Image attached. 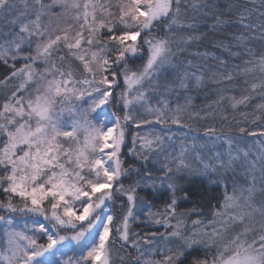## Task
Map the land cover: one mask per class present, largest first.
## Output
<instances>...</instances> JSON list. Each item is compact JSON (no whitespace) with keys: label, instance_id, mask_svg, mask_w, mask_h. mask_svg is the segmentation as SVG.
<instances>
[{"label":"snow or ice","instance_id":"obj_1","mask_svg":"<svg viewBox=\"0 0 264 264\" xmlns=\"http://www.w3.org/2000/svg\"><path fill=\"white\" fill-rule=\"evenodd\" d=\"M260 4L264 6V0ZM34 5V18L27 13L13 17V0H0V21L13 28L12 38L0 44V60L24 61L18 68L13 63L10 75L0 79V89L6 90L0 93V194L4 196L0 211L8 213L0 215V264H112L108 244L113 231L117 239L130 243L138 252L143 244L141 255L160 257L145 259L144 264H264V205L253 203L257 190L254 173L247 196L243 190L236 195L235 185H231L229 194L230 185L224 184L223 202L212 218L207 222L193 219L190 227L177 214L175 198L177 190L183 191L178 189L177 181L196 172L188 160V147L182 144L177 155H166L168 162L158 169L163 175L143 177V187L139 182L127 188L120 183L129 171L120 159L126 129L146 126L154 130L162 126L160 133L149 131L142 137L128 133L133 144L130 151L146 163L150 156L159 157L167 151L165 140L170 141L172 136L161 133H170L171 126L181 125L185 117L211 119L213 110L225 102L238 112L251 103L254 92L264 101V54L245 61L250 67L235 66L237 75L259 72L255 81H244V94L237 97L225 94L233 91L231 88L219 90L217 101L202 110L201 116L200 112H188L190 96H178L175 106L165 97L176 94L174 86L185 93L190 87L199 88L203 75L186 70L171 83L159 82V70L184 54L176 33L197 27L181 22V0H53L51 5L34 0ZM53 6L61 11L53 13ZM189 6L194 10L206 7L195 0L184 7ZM232 8L238 9L234 26L249 33L233 35L232 39L240 42L236 46H246L249 40L264 41V11L253 22V9L230 5L229 11ZM45 17L49 18L47 23ZM213 19V27L229 23L220 16ZM195 39L189 35L182 41ZM246 54H252V49L247 48ZM231 55L239 57L240 53ZM212 58L220 59L214 55ZM130 59L142 61L138 70L128 66ZM185 63L195 67L191 61H180L181 65ZM214 75L220 77L217 83L231 84L236 78L232 72ZM160 88L163 92L159 93L158 105L149 104L144 109L152 120L131 114L133 108L147 103L150 92ZM181 98L185 103L179 102ZM117 103L121 115L114 110ZM228 108L221 110L224 120ZM65 112L70 114V121L63 119ZM242 115L247 119L248 113ZM252 116L253 122L264 119V103L256 105ZM204 133L213 142L224 135L215 125L205 128ZM259 135L264 137V131ZM224 142L228 145V160L224 161L220 152L215 153L216 167L203 162L196 144L189 146L203 174L217 175V167L229 168L241 155L247 159V151L233 153L232 137H224ZM250 164L255 169V161ZM260 180L264 181V168ZM138 189L171 193L162 211L149 212L150 217H162L153 223L171 231L159 236L152 233L147 239L139 233L130 237L129 218L136 219L133 208L137 199H145L138 196ZM122 196L127 203L120 207L127 211L114 216V206ZM188 197L189 193L184 192V199ZM18 212L28 215L31 226L25 223L20 230L19 221L12 218ZM192 215L201 213L194 211ZM170 219L176 223L170 224ZM230 232L231 238L225 243ZM165 235L169 243L161 250L155 241Z\"/></svg>","mask_w":264,"mask_h":264},{"label":"trees","instance_id":"obj_2","mask_svg":"<svg viewBox=\"0 0 264 264\" xmlns=\"http://www.w3.org/2000/svg\"><path fill=\"white\" fill-rule=\"evenodd\" d=\"M16 8L13 12V17L20 13L31 14L34 10V0H13ZM193 0H181L182 6V23H195L197 27L190 32H177L176 39L180 44V47L184 49V54L180 56L179 60L173 59L170 65H166L165 68L159 70L161 72V77L159 82L161 85L165 83H171L178 76H182L187 70L189 72L196 71L198 75H203L204 80L199 88L190 87V90L185 93L178 86H174L175 95H168L165 98L169 100L171 106H175L178 96L188 95L192 98L191 107L188 109L189 113L200 112L203 116L204 112L202 110H207L208 106L213 104L218 99L217 92L221 89H233L230 93L239 97L244 94V89L246 87L244 81L249 82L255 81L259 77V72L255 74H248L243 76L242 74L237 75L236 67L243 69L245 66V61H251L254 57H259L264 54V41L259 39L249 40L247 45H241L237 47L240 42L232 39L233 35H240L241 33L248 35V31L242 28L235 27V22L237 21L238 9L232 8L229 11L230 5H242L246 8L253 9L255 14L253 17V22L258 21V13L264 11V6H261L260 0H195L206 7L200 8L198 10L192 9L190 6L185 8V5H190ZM19 14V13H18ZM214 16H220L222 19L229 21V23L222 27H213L216 24V20L213 19ZM13 31L11 25L0 21V44H3L6 40L11 39L10 33ZM195 36L196 39L191 42H183L182 38L185 36ZM257 37L259 36V31L254 33ZM247 48L252 49V54H246ZM240 53L239 57L231 55V53ZM63 54V53H62ZM216 56L220 59H213ZM180 61H191L195 67L189 68L187 64H180ZM220 61H226V63L221 64ZM15 63L16 67H20L24 61L19 60V62L13 61L12 59H7V63L4 60H0V79L5 76L10 75L11 65ZM142 61L139 59H130L128 61V66L132 70H138ZM197 68L199 71H197ZM166 72V73H165ZM227 73L232 72L236 78L231 84L227 83H217L219 80V75H214V73ZM124 86L122 85V88ZM122 89H118L117 92ZM6 90L0 89V93ZM163 92V88L157 90L156 93H149L146 96L147 103L144 106H137L132 109L131 114L134 116L146 117L152 120L153 117L145 112V108L150 104L156 107L159 103V93ZM253 99L247 107H241L238 112H233L228 108L227 102L220 104L216 107L214 115L211 119H192L190 117H185L182 120L181 125L171 126L170 133H161L162 135H171L174 141L177 154L180 152L181 145L188 147L189 154L188 160L192 164L196 172L187 176L184 180H178V189L182 188L183 191L177 190L175 198L177 200V214L185 222V225L190 227L191 221L193 219H201L207 222V220L212 218V213L220 207L223 202V192L224 184L230 185L228 188V193L232 194L231 185L236 187V195H240L241 190H243V195L247 196V189L251 187L250 184L251 176L253 173L256 176L255 188L257 189L254 193L253 203L256 206L264 205V181L260 180L261 169L264 168V137L260 136L259 133L264 131V119L256 120L253 122L252 113L256 111V105L259 103H264L257 93H251ZM2 99V96H0ZM181 104L185 101L181 98L179 100ZM114 110L118 115L120 113L119 103L113 106ZM228 108L226 113L227 120L221 118V110ZM243 113H248L247 119L242 115ZM259 115V113H257ZM215 125L218 133H223L221 140L211 141L205 138L204 129ZM161 127L159 133L161 132ZM246 129L245 132H240V129ZM149 129L146 126H141L136 128L135 126L126 129V137L131 139L128 133H143L147 132ZM257 133V135L252 136L251 133ZM224 137H232L233 153L238 150H244L248 152V157L245 159L242 155L238 161H234L233 165L229 168H219L217 167V175H212L211 173L205 175L199 161L195 160L193 157L192 149L189 147L192 144H196V152L202 157L204 163L211 164L216 167L218 162L214 161L215 153L220 152L223 156L224 161L228 160L227 151L228 145L224 142ZM0 139H3L0 137ZM130 144V143H129ZM127 144L121 147L120 159L122 162V167L129 169L126 176H122L120 183H122L125 188L130 185L139 182L143 187L145 181L143 177L151 174L152 177L162 176V171L158 169L161 168L162 163L165 162L164 153L159 157L150 156L149 161L142 163L138 157H135L130 151V145ZM165 147V146H164ZM138 150V149H137ZM136 150V151H137ZM139 151V150H138ZM192 155V157H191ZM250 161H255V169L252 168ZM171 166V164H169ZM171 182V181H169ZM159 184V181H156ZM138 196L144 197L142 201L137 199L136 205L133 208V215L136 217L135 220L129 218V234L130 237L134 233H139L142 238H151L152 233H156L157 236L160 234H166L171 231L170 228H166L163 224H155L152 221L154 219H161L162 217L155 216L150 217L149 212H159L162 211L165 206V201H170L171 193L165 191L164 189H159L158 192H153L151 190H137ZM184 192L189 193L188 199H184ZM160 193H163L161 196ZM4 196L0 194V200H3ZM19 203L18 200L14 201ZM126 204V198L121 197L116 201L114 206V216H122L126 213L127 208H121L120 205ZM243 203V200H241ZM222 210V209H221ZM201 213V215H192L193 212ZM0 215L7 216L8 213L5 211H0ZM21 213H16L13 218H19ZM259 219V217H257ZM176 221L170 219V224H175ZM238 230V229H237ZM231 232L226 234L225 243L231 238ZM116 233L113 231L110 233L108 247L112 251V264H136L139 260L140 264H144L145 259H159V256H148L147 254L141 255L145 246L141 245V252L136 251L130 243H124L116 238ZM166 243H169L167 236L164 239H157L155 244L159 246L162 250ZM171 247H175L174 244H169Z\"/></svg>","mask_w":264,"mask_h":264},{"label":"rangeland","instance_id":"obj_3","mask_svg":"<svg viewBox=\"0 0 264 264\" xmlns=\"http://www.w3.org/2000/svg\"><path fill=\"white\" fill-rule=\"evenodd\" d=\"M42 2H43L44 4H46V5H51V4H53V0H42ZM51 10H52L53 13H59V12L61 11V10L59 9V7H57V6H53ZM46 11H47V9H46ZM18 13H20V12H17V14H18ZM17 14H16V15H17ZM16 15H15V16H16ZM28 15H29V14H28ZM29 16L31 17V14H30ZM31 18H34V17H31ZM48 19H49L48 17H45V23L48 22ZM52 19H53V22H54V21H55V17H52ZM165 73H166V72H165ZM84 107H87V105H84ZM63 119H64L65 121H70V119H71L70 114L67 113V112H65V113H64V116H63ZM159 130H160V128H158V126H157L154 130H153V129H147V132H149V131H155V132L159 133ZM147 132L140 133V136H141V137L144 136V134L147 133ZM129 143H130V144H129ZM127 144L130 145V148H131V149L133 148V144L131 143V139H129V138H127V137L125 136V141H124V144L122 145V147H123L124 145L126 146ZM138 145H139V140L137 141L136 150H137V149L139 150ZM164 146H165V148L167 149V151L164 153V158H165L166 155L169 156V157L177 155V150H176V147H175L174 141H173L172 139H171L170 141L166 139V140H165V144H164ZM65 147H67V144H65ZM138 150H137V151H138ZM193 154H194V153H193ZM191 157H192V155H191ZM193 157H194V155H193ZM165 162H168V161L165 160ZM45 207H47V204H45ZM12 218H13V217H12ZM13 219H14V221H19V223L21 224V229H20V230H23V227H22L23 224L27 223L29 226H31V223H32V221L28 219V215H27V214H21L19 218H13ZM28 234H29V235H32L31 232H29ZM40 242H43V240L41 239ZM2 244H3V242L0 241V246H2Z\"/></svg>","mask_w":264,"mask_h":264}]
</instances>
